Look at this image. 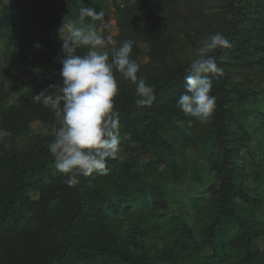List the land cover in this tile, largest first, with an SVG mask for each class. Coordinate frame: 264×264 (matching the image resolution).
Listing matches in <instances>:
<instances>
[{"label":"trees","instance_id":"trees-1","mask_svg":"<svg viewBox=\"0 0 264 264\" xmlns=\"http://www.w3.org/2000/svg\"><path fill=\"white\" fill-rule=\"evenodd\" d=\"M109 1L11 0L8 15L0 6V35L15 27L20 7L26 16L9 42L30 44L12 49L0 78L17 67L34 84L20 103L0 101V129L12 133L0 143V264H264V0L115 3L121 34L148 46L137 75L155 100L137 106L136 86L114 70L118 156L107 160V175L80 176L70 187L48 149L57 118L33 97L63 84L58 29L81 7L106 15ZM217 32L230 46L213 53L223 75L208 74L216 107L201 123L177 101L196 49ZM117 49L108 46L109 62Z\"/></svg>","mask_w":264,"mask_h":264},{"label":"clouds","instance_id":"clouds-1","mask_svg":"<svg viewBox=\"0 0 264 264\" xmlns=\"http://www.w3.org/2000/svg\"><path fill=\"white\" fill-rule=\"evenodd\" d=\"M104 17L102 10L97 12L89 6L79 9L75 22H64L58 29L63 41L62 50L66 54L59 71L63 84L49 85L53 94H46L48 89H45L33 97L35 102L51 109L57 118L59 126L53 128L54 139L48 149L54 157L56 170L64 175V183L70 187L80 183V176L107 175V160L118 156L120 113L114 100L118 93L114 70L136 86L137 106H150L155 100L154 88L137 75L140 66L130 58L132 40L123 41L110 62L106 51L97 50L115 44V41L111 35L105 38L92 23L85 25V20L99 21L106 28ZM77 24L84 26L78 27ZM35 46L42 47L39 43ZM229 46L230 42L223 33L211 35L196 49V58L185 69V91L177 106L201 123L210 120L216 107V97L210 94L213 87L211 76L223 75L213 53ZM83 47L89 51L85 55L76 54V49ZM11 135L10 131L0 129V143Z\"/></svg>","mask_w":264,"mask_h":264},{"label":"rangeland","instance_id":"rangeland-1","mask_svg":"<svg viewBox=\"0 0 264 264\" xmlns=\"http://www.w3.org/2000/svg\"><path fill=\"white\" fill-rule=\"evenodd\" d=\"M129 0H110L109 1V7H107L106 15L104 17V21L107 24V27L105 28L100 22H92L88 20V23H92L96 30L102 34L105 38L108 35H111L113 37V40L115 41V44H109L104 48L97 49L98 51L104 52L107 50L108 46L112 45L117 48H119L123 41L125 40H132L133 41V50L131 55H133V60H135L139 66L145 65L149 61V56L147 55L148 52V46L147 45H141L136 42V38L133 35L129 36H123L120 32V30L117 27L118 20L120 18V15L114 10V4L120 3L123 4L125 2H128ZM11 5V0H0V6L4 13L6 15L9 14L8 6ZM17 5L13 4L12 6ZM20 5V4H19ZM15 13L14 17L17 20V23L15 27H9L5 29L6 36L0 35V63L6 64L8 63V59H12L14 48H19L21 50L29 49L30 44L28 41H22L19 44L11 45L10 38L14 37L22 28L21 20L26 16L25 12L21 10L20 7H15ZM89 51V50H88ZM87 51V52H88ZM83 53L84 55L87 53ZM20 56L17 54L16 58H19ZM10 74L11 77L7 82H4L2 78H0V101L5 102V105H12L20 103L22 100V97L28 88H34V84L30 81V75L27 70H20L17 67H11L10 68ZM37 125V123H34V127ZM21 137L23 139H27L29 137V133L26 131L21 132ZM39 138L42 142H44V136L43 134H39ZM183 149H185L183 147ZM187 152H192L191 149H188ZM177 162L175 165V169L173 171V174L180 177L183 170H182V164L184 163V153L182 151H179L177 153ZM196 176V172L192 173V177ZM205 177H210V174H205ZM204 231V237L208 238L209 233L204 228L202 229Z\"/></svg>","mask_w":264,"mask_h":264}]
</instances>
